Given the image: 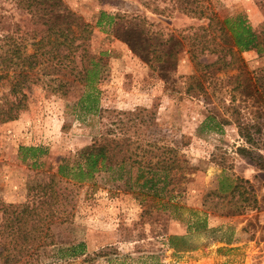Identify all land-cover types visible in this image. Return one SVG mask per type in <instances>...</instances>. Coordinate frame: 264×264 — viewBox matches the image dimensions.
Masks as SVG:
<instances>
[{"label":"rangeland","instance_id":"1","mask_svg":"<svg viewBox=\"0 0 264 264\" xmlns=\"http://www.w3.org/2000/svg\"><path fill=\"white\" fill-rule=\"evenodd\" d=\"M63 1L89 23L97 9L137 14L147 20L150 32L164 38L190 35L207 22L170 8L168 0ZM209 2L220 16L243 14L251 28L262 33L259 47L235 51L219 66L211 64L216 54L205 49L195 56L186 41L170 58L174 85L126 43L91 27L89 47L103 52L91 105L84 96L89 87L74 82L64 93L56 92L43 77L28 83L26 108L0 122V198L6 202L30 200L32 186L55 174L60 158L72 156L100 135L123 139L136 151L149 147L147 158L155 151L160 156L172 145L191 165L184 169L179 188L167 193L129 190L122 179L111 178L129 165L101 170L93 181L73 187L70 219L51 225L57 246L40 250L39 264H248L251 253L263 248L264 223L258 219L264 210V0ZM0 13V31H11L18 23L22 30L41 32V24L14 0H0ZM195 61L208 66L196 67ZM196 68L211 75L204 80L207 94L193 97L183 86L185 76ZM6 89V79L0 78V94ZM209 114V125L218 124L215 129L208 127ZM238 122L252 125L250 140L240 134ZM22 146L36 147L37 157L30 158ZM234 181L237 187L229 191ZM191 210L205 213L212 230L190 234ZM182 235L187 237L179 238ZM78 241L85 244L83 254L56 252L59 245Z\"/></svg>","mask_w":264,"mask_h":264},{"label":"trees","instance_id":"2","mask_svg":"<svg viewBox=\"0 0 264 264\" xmlns=\"http://www.w3.org/2000/svg\"><path fill=\"white\" fill-rule=\"evenodd\" d=\"M168 1L171 2L170 8L192 17L205 18L206 25L192 29L190 35L171 33L164 38L157 32H150L145 26L147 20L137 14L97 9L93 13L92 23H89L69 9L63 0H14L16 6L25 10L33 22L41 24V32L35 34L34 29L22 30L18 23H14L11 31H0V78L7 81V89L0 94V122L16 118L26 108L28 96L25 89L28 83L37 82L43 77H46L47 83L55 86L56 92L64 93L74 82L89 87L90 91L84 96L87 105H91L95 98L94 78L103 59V52H93L87 42L91 27L110 32L113 37L126 43L132 53L151 69L166 76V82L173 81L174 85L176 80L172 72L175 64L170 58L184 47L186 41L195 56L197 52L207 49L216 54V61L211 64L218 62L219 66H223L228 61L227 55L259 47L263 40L262 33L255 32L243 14L220 16L209 0ZM153 9L158 10V7L154 5ZM188 39H193V42ZM194 65L208 66L199 61H195ZM199 69L196 68L195 72L184 78L183 89L188 96L207 94L204 80L210 78L211 71ZM246 74L244 70L243 79ZM243 79L237 81L234 88L239 87ZM251 93L247 91V94ZM255 97L254 102L261 98V94ZM211 119L213 116L209 114L208 127L215 129L218 124L209 125ZM237 126L240 134L250 140L252 125L238 122ZM21 148L30 151V158L37 157L36 147ZM148 151L151 148L142 147L136 151L128 147L123 139L100 135L72 156L60 158L56 173H51L47 181L32 186L34 191L30 200L12 203L0 198L1 264H39V251L56 245L51 225L70 219L74 198L71 190L85 181H93L101 170L129 165L123 173L118 172L111 177L122 179L124 187L129 190L156 195L165 189L167 193L179 188L184 179V169L191 166L188 161L172 145H166L162 156H157L160 152L155 151L147 158ZM61 183L65 185H59ZM236 187L237 182L234 181L229 191ZM187 222L190 234L193 231L212 230L207 225L205 213L199 214L197 210H191ZM186 237L182 235L179 238ZM84 245L83 241L70 242L59 245L56 252L75 257L84 253Z\"/></svg>","mask_w":264,"mask_h":264},{"label":"built area","instance_id":"3","mask_svg":"<svg viewBox=\"0 0 264 264\" xmlns=\"http://www.w3.org/2000/svg\"><path fill=\"white\" fill-rule=\"evenodd\" d=\"M258 223H264V210L261 211V217L258 219ZM252 256L248 259V264H264V246L261 250L251 253Z\"/></svg>","mask_w":264,"mask_h":264}]
</instances>
